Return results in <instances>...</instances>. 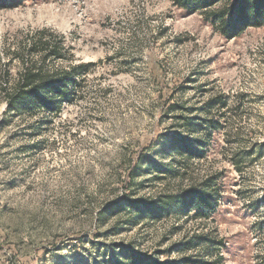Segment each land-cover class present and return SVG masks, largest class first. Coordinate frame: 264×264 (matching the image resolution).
<instances>
[{
	"label": "rangeland",
	"instance_id": "rangeland-1",
	"mask_svg": "<svg viewBox=\"0 0 264 264\" xmlns=\"http://www.w3.org/2000/svg\"><path fill=\"white\" fill-rule=\"evenodd\" d=\"M73 65L56 113L7 110L24 68ZM129 261L264 264V26L225 39L173 0L2 4L0 264Z\"/></svg>",
	"mask_w": 264,
	"mask_h": 264
},
{
	"label": "trees",
	"instance_id": "trees-1",
	"mask_svg": "<svg viewBox=\"0 0 264 264\" xmlns=\"http://www.w3.org/2000/svg\"><path fill=\"white\" fill-rule=\"evenodd\" d=\"M0 0V6H13L25 0ZM183 10L199 11L225 39H232L248 28L264 26V0H173ZM218 6H215L219 4ZM54 55L50 52L48 56ZM86 70V65H73L67 70L44 71L40 67H26L20 73L18 81L12 88L6 89V106L9 112H24L30 109H42L56 113L63 102H70L77 72ZM173 144V142H172ZM177 145H179L177 143ZM176 146V145H175ZM185 147H181V151ZM251 156V152L246 153ZM253 160L250 158L248 164ZM235 168L241 170L245 162L243 157L233 160ZM184 200L198 204L202 208H211L214 204L202 193L188 189ZM223 244L224 243H218ZM221 258L220 256L218 257ZM130 264H152L149 261H129ZM127 264V263H125ZM199 264H202L199 263ZM203 264H224L221 261H204Z\"/></svg>",
	"mask_w": 264,
	"mask_h": 264
}]
</instances>
